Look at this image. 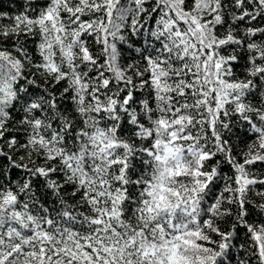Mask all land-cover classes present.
I'll return each instance as SVG.
<instances>
[{
    "label": "snow or ice",
    "instance_id": "6c2138e0",
    "mask_svg": "<svg viewBox=\"0 0 264 264\" xmlns=\"http://www.w3.org/2000/svg\"><path fill=\"white\" fill-rule=\"evenodd\" d=\"M0 3V264H264V0Z\"/></svg>",
    "mask_w": 264,
    "mask_h": 264
},
{
    "label": "trees",
    "instance_id": "16d2710c",
    "mask_svg": "<svg viewBox=\"0 0 264 264\" xmlns=\"http://www.w3.org/2000/svg\"><path fill=\"white\" fill-rule=\"evenodd\" d=\"M0 3H3L6 9H7L8 7L11 6V5L8 3V0H0Z\"/></svg>",
    "mask_w": 264,
    "mask_h": 264
}]
</instances>
